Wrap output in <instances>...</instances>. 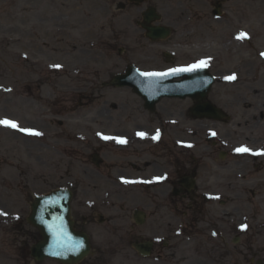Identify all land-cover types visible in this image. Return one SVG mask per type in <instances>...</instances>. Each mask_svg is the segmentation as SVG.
I'll return each instance as SVG.
<instances>
[{
    "label": "flooded vegetation",
    "instance_id": "1",
    "mask_svg": "<svg viewBox=\"0 0 264 264\" xmlns=\"http://www.w3.org/2000/svg\"><path fill=\"white\" fill-rule=\"evenodd\" d=\"M230 1L103 0L100 7L94 0L88 9L76 8L92 22L87 24L88 36L113 60L114 69L107 71L108 80L101 86L129 65L162 72L206 61V71L214 78L207 101L221 117L216 120L210 107L207 120L222 130L207 136L205 158L212 167L201 171V160L177 144L178 124L168 119L164 125L166 117L157 111L162 100L152 112L139 105L145 123L133 125L135 130L147 132L148 120L159 127L143 137L120 125L132 121L113 103L117 120L110 139L94 136L95 146L83 157L91 176L79 185L83 203L72 213V226L87 236L89 254L77 264H264V154H253L262 153L260 144L264 148V107H224L216 100L215 87L224 84L223 76H238L240 49L232 44H247L254 36L241 20L230 25L228 14L240 16L245 7L244 0H234V14L228 9ZM156 27L169 33L164 36ZM102 30L104 37L97 34ZM241 32H248V39H237ZM221 64L231 71L223 74ZM243 64L249 66L248 76L254 74L250 62ZM98 91L95 84L91 94ZM235 108L244 113L241 118ZM245 147L251 151H237ZM111 195L116 199L110 200ZM0 202L6 212V201ZM20 208L0 216V264H42L29 255L39 235ZM49 264L61 263L49 259Z\"/></svg>",
    "mask_w": 264,
    "mask_h": 264
},
{
    "label": "rangeland",
    "instance_id": "2",
    "mask_svg": "<svg viewBox=\"0 0 264 264\" xmlns=\"http://www.w3.org/2000/svg\"><path fill=\"white\" fill-rule=\"evenodd\" d=\"M93 1L80 0L79 4L77 0H0V120L7 117L20 128L41 133L30 135L0 125V199L6 201L8 211L21 207L27 214L29 208L24 199L67 187L74 193L75 212L83 203L79 185L88 183L91 176L84 169L83 157L95 146L94 136H108L115 128L112 122L117 118L109 105L113 102L119 111L129 113L127 121L132 123L120 125L131 127L133 134L138 135L133 125L145 123L140 115V99L130 90L100 87L99 96L89 97L93 86L106 78L105 72L108 68L110 71L113 61L105 55L102 45H95V39L88 36L91 31L87 24L91 20L75 12L78 7L88 9L87 3ZM102 1L99 0L100 7H104ZM244 3L240 16L228 14L229 23L236 26L241 20L254 36L247 44H232L240 49V61L235 62L240 68L235 70L241 79L215 87L216 100L224 107H264V62L258 59L256 43L260 35L261 47L258 46L264 50V0ZM235 5L231 0L228 7L234 14ZM78 18H85L86 22L79 24ZM105 33L106 30L97 31L101 37ZM244 62L252 64L251 76L246 74L249 66L244 67ZM221 65L223 74L231 71ZM218 67L217 64L215 68ZM80 102L84 105L80 106ZM160 104L158 113L176 119L182 126L181 133L179 129L174 131L177 136L195 142L196 148L183 151L197 155L198 150L204 149V155L199 157L200 170L211 168L204 159L205 136L210 130L221 133L219 125L191 118L186 107L192 101L188 99L164 98ZM235 111L240 118L244 114L240 108ZM157 123L149 124L147 132L155 129ZM203 194L207 195V191ZM109 199L116 198L111 195ZM1 205L0 202V210Z\"/></svg>",
    "mask_w": 264,
    "mask_h": 264
},
{
    "label": "water",
    "instance_id": "3",
    "mask_svg": "<svg viewBox=\"0 0 264 264\" xmlns=\"http://www.w3.org/2000/svg\"><path fill=\"white\" fill-rule=\"evenodd\" d=\"M128 71L130 72V70ZM129 72L125 76L116 78L113 84H127L132 86L133 90L146 100V104L150 108H152L160 96L185 97L189 95L198 100V104L195 106L197 107L196 113L198 115L212 110V108H210L211 105L201 101L205 97L208 86H205L202 91H193V93L182 92L179 85L171 81L174 75L152 80V75L146 76L141 74L140 76L132 77L133 75L131 76ZM152 81H155L158 86L154 91L149 89V86L153 83ZM153 94L154 97H152ZM200 103H202V105ZM69 199L70 193L68 191H59L51 196L46 195L38 197L31 205L32 212L30 220L39 228L43 236V239L32 248V254L36 256L37 259L40 260L51 256L62 262L71 263L84 256L85 244L83 246L80 245L76 236L71 232H58V230H56L53 237H51V239L49 238L50 224H55L57 228L60 224H64L65 226L70 225ZM51 244L53 247H51ZM77 244L80 245L81 248L80 246L76 248Z\"/></svg>",
    "mask_w": 264,
    "mask_h": 264
},
{
    "label": "snow or ice",
    "instance_id": "4",
    "mask_svg": "<svg viewBox=\"0 0 264 264\" xmlns=\"http://www.w3.org/2000/svg\"><path fill=\"white\" fill-rule=\"evenodd\" d=\"M236 38L237 39H241V40L248 39V34L241 32V33H239L237 35ZM205 66H206V61H201V62H199V65H193V66H190L188 68L172 69V70H170V73H165V74L146 73L145 75H167V74H176V73H179V72H182V71H195L197 69V67H205ZM53 67H60V66L59 65H53ZM225 79H235V77L234 76H232V77H226ZM0 125L6 126V127H10V128H13V129L22 131V132H26L27 134H30V135H41V133H39L38 131H36L34 129H23V128H20L17 122L12 121V120H9V119L0 120ZM214 134L215 133H213V135ZM138 135H140L141 137H143L145 134L144 133H138ZM158 136H159V132H157L156 137H153V138L156 139V138H158ZM102 138L103 139H110V137H102ZM119 142L124 143L126 141L120 140ZM237 151H240V152H250L251 150L245 147V148L237 149ZM253 154H264V152H262V153H253ZM125 182H127V181H125ZM7 215H8L7 212H4V211L0 210V216H5L6 217ZM16 218L18 219V217H16ZM246 227H247V225H241V229L242 230L246 229Z\"/></svg>",
    "mask_w": 264,
    "mask_h": 264
},
{
    "label": "bare ground",
    "instance_id": "5",
    "mask_svg": "<svg viewBox=\"0 0 264 264\" xmlns=\"http://www.w3.org/2000/svg\"><path fill=\"white\" fill-rule=\"evenodd\" d=\"M29 45H31V43L29 42ZM44 46H46V47H48L49 48V45L48 44H46V43H44ZM108 104V103H107ZM151 121V120H150ZM165 123H166V125H168V123H169V120L167 119V118H165ZM149 124H153L152 122H149L148 121V126H149Z\"/></svg>",
    "mask_w": 264,
    "mask_h": 264
}]
</instances>
